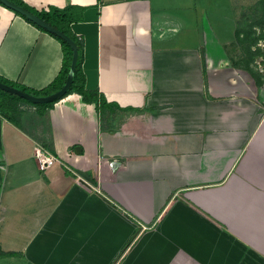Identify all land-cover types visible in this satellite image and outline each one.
<instances>
[{
    "label": "crops",
    "instance_id": "crops-1",
    "mask_svg": "<svg viewBox=\"0 0 264 264\" xmlns=\"http://www.w3.org/2000/svg\"><path fill=\"white\" fill-rule=\"evenodd\" d=\"M21 1L80 15L106 105L0 92V264H264V58L245 35L264 0ZM61 64L0 4L2 79L40 90Z\"/></svg>",
    "mask_w": 264,
    "mask_h": 264
},
{
    "label": "trees",
    "instance_id": "trees-1",
    "mask_svg": "<svg viewBox=\"0 0 264 264\" xmlns=\"http://www.w3.org/2000/svg\"><path fill=\"white\" fill-rule=\"evenodd\" d=\"M10 1L15 2L18 5H21L24 8L28 9L29 11L33 12L34 14L39 16L41 19H43L45 22H47L49 25H51V26L57 28L58 30L62 31L63 33L67 34L75 42L77 49H78V55H77V61L75 64L73 81L70 85L69 90L67 91V94L72 93V92H76V93L81 95V98L84 102H87V103H91V102L98 103L99 102L100 104L106 105L105 99L98 95V91H91L85 87V77H84L82 67H81L82 60H83V42H82V39L80 37H78L77 35H75L71 31V26H70L71 23L77 21V19L80 17V15L75 11V9L72 6L68 5V6H65L63 8L51 6V7H48L47 10H43V9L36 10V9L29 7L28 5L24 4L21 0H10ZM1 5L4 6L3 4H1ZM13 12L15 14L19 15L20 17H22L27 22L34 25L39 30L48 33L49 35H51L53 38H55L59 42L60 47H61V52H62V64H61V68L58 72V75L50 82L49 85H47L45 88H42L40 90L29 89V88H26V87L21 86L19 84H14L12 82L4 80L1 77H0V81L4 82L6 84L12 85L18 89L23 90V91L32 93L34 95H46V94H49L51 92L58 90L63 85L66 74L68 72V68H69V64H70V60H71V54H72L71 48L69 47V45L65 41H63L57 35H55L51 32H48L47 30L41 28L40 26L36 25L35 23L29 21L26 17L19 14L18 12H16V11H13ZM0 92L5 93L2 90H0ZM23 100H25V99H23ZM25 101H27V100H25ZM56 101H58V100L48 102V103H43V104H34V105L45 108V107L52 106L53 103H55ZM27 102H29V101H27Z\"/></svg>",
    "mask_w": 264,
    "mask_h": 264
},
{
    "label": "water",
    "instance_id": "water-1",
    "mask_svg": "<svg viewBox=\"0 0 264 264\" xmlns=\"http://www.w3.org/2000/svg\"><path fill=\"white\" fill-rule=\"evenodd\" d=\"M0 3L3 4L5 7L23 15L29 21L35 23L36 25L47 30L48 32H51V33L57 35L63 41H65L72 50L68 72L66 74L63 85L58 90L51 92L49 94H46V95H34L32 93L23 91L21 89H18L12 85L6 84V83L1 82V81H0V90L7 92V93H10L12 95H16V96H18L22 99H25V100L33 103V104H43V103H48V102H52V101L61 99L62 97H64L67 94V91L69 90L70 85L73 81L75 64H76L77 55H78V49H77L75 42L67 34H65L62 31L58 30L57 28L49 25L47 22H45L39 16H37L33 12L29 11L28 9L24 8L23 6L18 5L17 3L12 2L10 0H0ZM75 150H76V152H79L80 147L76 146Z\"/></svg>",
    "mask_w": 264,
    "mask_h": 264
},
{
    "label": "rangeland",
    "instance_id": "rangeland-1",
    "mask_svg": "<svg viewBox=\"0 0 264 264\" xmlns=\"http://www.w3.org/2000/svg\"><path fill=\"white\" fill-rule=\"evenodd\" d=\"M239 12H242V9ZM258 14H260V12H258ZM258 16L259 15L256 16L257 19L255 21H258ZM240 29H242V28H240ZM251 30H253L256 33L255 34H251V35H247V34H245V35H246L247 39L248 38L256 39V42H254L255 45H253L254 46L253 48H255V49H253V50H255V52L257 53L258 56L253 57L252 60H254L256 58H259V56L264 58V38H262V37H264L263 36L264 35V26H262V27L260 26V27H257V28L253 26V28ZM244 58H246V56ZM261 66H262V68L264 67V65H261ZM252 67L253 68H251V69H256V67H254V66H252ZM13 96H15V95H13ZM14 98H19L20 99V97H14Z\"/></svg>",
    "mask_w": 264,
    "mask_h": 264
},
{
    "label": "built area",
    "instance_id": "built-area-1",
    "mask_svg": "<svg viewBox=\"0 0 264 264\" xmlns=\"http://www.w3.org/2000/svg\"><path fill=\"white\" fill-rule=\"evenodd\" d=\"M34 157L36 158L41 169H46L56 161L55 156L42 147L35 149Z\"/></svg>",
    "mask_w": 264,
    "mask_h": 264
}]
</instances>
